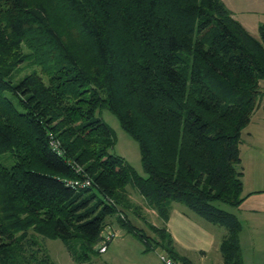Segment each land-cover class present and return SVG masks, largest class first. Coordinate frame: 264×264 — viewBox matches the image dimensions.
I'll return each mask as SVG.
<instances>
[{"label": "trees", "instance_id": "1", "mask_svg": "<svg viewBox=\"0 0 264 264\" xmlns=\"http://www.w3.org/2000/svg\"><path fill=\"white\" fill-rule=\"evenodd\" d=\"M262 81L264 24L253 37L221 0H0V264H54L41 239L90 261L110 218L144 252L192 264L166 230L175 203L224 228L223 263L242 264L221 205L245 198L239 146ZM104 108L145 178L111 153ZM128 186L160 221L152 235Z\"/></svg>", "mask_w": 264, "mask_h": 264}, {"label": "crops", "instance_id": "2", "mask_svg": "<svg viewBox=\"0 0 264 264\" xmlns=\"http://www.w3.org/2000/svg\"><path fill=\"white\" fill-rule=\"evenodd\" d=\"M241 24L247 30L242 22ZM260 87L264 92V81L260 82ZM245 129L239 146L245 198L233 213L241 226L239 245L242 264H264V95ZM153 214L157 217L154 212ZM198 217L175 203L165 224L178 253L188 259L186 251H194L202 259L211 251L217 254L220 252V240L224 236L217 233L215 225L204 224ZM103 237L105 238L104 234ZM189 261L194 264L190 259ZM216 263L224 264L221 255Z\"/></svg>", "mask_w": 264, "mask_h": 264}, {"label": "rangeland", "instance_id": "3", "mask_svg": "<svg viewBox=\"0 0 264 264\" xmlns=\"http://www.w3.org/2000/svg\"><path fill=\"white\" fill-rule=\"evenodd\" d=\"M222 3L229 9L234 18L238 22H242L247 30L253 34L255 38H258V27L264 24V0H221ZM65 25V24H64ZM63 28V26H62ZM64 31L70 32V29L65 25ZM66 34V37L70 33ZM30 72L28 68H24L17 76L14 77V81L21 78L26 73ZM111 130L114 139V146L111 153L123 158L141 177L145 178L141 162L140 154L137 142L132 139L128 134H126L120 127L119 122L115 115L109 112L107 109H101L96 114ZM246 129L243 130L242 134H245ZM1 163L6 168H9L13 161L9 157V154L1 156ZM131 195L132 201L136 205L141 207L140 216H131L133 223L143 229L147 235H152L147 226L159 225L158 217H155L153 211L145 207L143 204L144 200L131 188L128 186L127 189ZM221 208L233 212L234 209L221 205ZM191 214H194L190 212ZM196 217L198 215L194 214ZM202 223L208 224L204 219L198 217ZM219 235L225 234V229L222 227H216ZM104 236L105 239V251H100L99 255L92 257L90 261L82 264H162L159 260L158 253L156 252H146L143 253V246L131 234H126L118 225L114 218L108 219V225L105 228ZM111 236H110V235ZM110 236V237H109ZM110 242L107 246V242ZM221 241V240H220ZM48 255L54 262V264H80L72 259L68 252L66 251L64 245L59 240L41 239ZM104 242L100 244V247ZM108 248V250H107ZM107 250V252H106ZM106 252V253H105ZM185 255L194 264H217L218 258H220V252H210L208 256L204 259L200 258L199 254L194 251H186Z\"/></svg>", "mask_w": 264, "mask_h": 264}, {"label": "built area", "instance_id": "4", "mask_svg": "<svg viewBox=\"0 0 264 264\" xmlns=\"http://www.w3.org/2000/svg\"><path fill=\"white\" fill-rule=\"evenodd\" d=\"M53 148H57L55 144H53ZM110 235V234H109ZM111 236V235H110ZM109 236V237H110ZM107 240L105 237L104 240ZM103 245L100 247V251H105V241H103ZM159 260L162 264H178L176 261H174L171 257H169L166 253H158Z\"/></svg>", "mask_w": 264, "mask_h": 264}]
</instances>
